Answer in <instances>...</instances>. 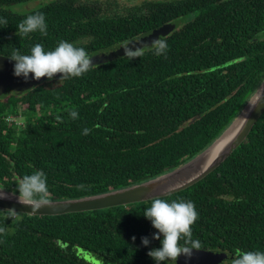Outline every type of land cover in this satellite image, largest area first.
<instances>
[{
    "label": "trees",
    "instance_id": "1",
    "mask_svg": "<svg viewBox=\"0 0 264 264\" xmlns=\"http://www.w3.org/2000/svg\"><path fill=\"white\" fill-rule=\"evenodd\" d=\"M107 1L0 0V55L6 57L13 49L27 54L35 43L52 49L61 39L79 42L95 56L186 19L159 39L166 45L159 55L153 45L94 65L80 77L46 80L0 98L1 188L18 194L19 178L41 169L48 200H61L167 173L208 147L263 81L264 0H172L141 7ZM15 5L24 7L14 11ZM35 12L45 14L47 35L18 33L21 20ZM11 117L21 125L9 124ZM164 198L194 202L198 218L191 239L201 248L192 252L264 251V112L220 167ZM149 204L59 216L0 210V264H154L148 251L160 246L151 238L157 230L142 216ZM142 237L150 239L147 247Z\"/></svg>",
    "mask_w": 264,
    "mask_h": 264
},
{
    "label": "clouds",
    "instance_id": "2",
    "mask_svg": "<svg viewBox=\"0 0 264 264\" xmlns=\"http://www.w3.org/2000/svg\"><path fill=\"white\" fill-rule=\"evenodd\" d=\"M185 21V16L172 20L173 23L179 24V26L175 24L174 30H179ZM47 27L45 14L35 12L21 20L17 25V32L25 36L39 32L44 36L47 35ZM159 39L154 41V45H156L155 54L157 55L161 54L166 46L164 41ZM124 50L126 56H134L137 52V49L124 48ZM92 57L79 42L63 39L52 49H45L42 43H35L27 54L20 52L19 49H13L9 56L12 61H15L13 65L14 76L23 77L27 80L31 73V78L34 80H39L42 77L53 80V77L60 73L59 81L70 77H80L87 73L94 66ZM70 116L76 118L77 112L71 111ZM13 122L15 121H10L9 124ZM89 131L90 129L84 128L82 134L87 135ZM15 191L18 193L19 201L31 206L32 211L39 210L50 203L47 175L41 169L22 175L16 184ZM142 216L148 219L152 227L157 230L152 233L151 238L158 240L160 246L153 247L148 251V256L153 259L154 264H169V262L176 264L177 260L184 257L191 258L193 249L199 250L201 248V242L198 239H191V226L198 218V212L193 201L186 199L168 200L156 196L151 198L150 204L144 209ZM141 243L147 247L150 244V239L142 237ZM232 257L230 264H264V251L260 250H238Z\"/></svg>",
    "mask_w": 264,
    "mask_h": 264
},
{
    "label": "water",
    "instance_id": "3",
    "mask_svg": "<svg viewBox=\"0 0 264 264\" xmlns=\"http://www.w3.org/2000/svg\"><path fill=\"white\" fill-rule=\"evenodd\" d=\"M175 24H166L142 33L139 36L128 39L122 43L113 45L104 52L92 57L93 65H99L115 61L125 56L124 48L137 49L147 48L144 37L151 33L147 39H152L151 44L160 37L167 36L175 29ZM149 48V47H148ZM9 57L0 55V98H5L9 91L23 94L33 87L49 80L42 77L39 80L13 75V65ZM57 73L53 79L60 77ZM52 80V79H51ZM264 112V79L259 88L250 96L235 119L222 131V133L202 152L180 165L179 167L151 178L139 184L116 189L100 194L61 200H49L47 206L39 210L31 209V206L23 204L18 199V194L7 191L0 187V210L9 211L13 214H26L29 216H59L71 213H82L88 211L101 210L116 206H126L133 203L148 202L156 196L166 197L181 192L195 183L203 180L218 167H220L231 154L248 138L258 119ZM200 116L191 120L193 123ZM230 129H235L224 149L206 166L203 167L211 149L215 144L224 138ZM232 256L226 253H214L209 251H199L194 254V258H182L176 264H192L196 260L198 264H229Z\"/></svg>",
    "mask_w": 264,
    "mask_h": 264
},
{
    "label": "rangeland",
    "instance_id": "4",
    "mask_svg": "<svg viewBox=\"0 0 264 264\" xmlns=\"http://www.w3.org/2000/svg\"><path fill=\"white\" fill-rule=\"evenodd\" d=\"M45 2H48V1H50V0H44ZM94 1H98L99 3H103L105 0H94ZM122 7L123 6H130V5H134V6H136V7H141V6H143L144 4L146 5V6H149L150 4H153L154 2H156V1H160V0H116ZM167 1H171V0H167ZM110 1L108 0L107 1V5H110L111 3H109ZM106 4V3H105ZM21 7H24V6H21V5H15V6H12V9L14 10V11H20V9H21ZM101 10H103L102 8H101ZM21 11H23V9L21 10ZM179 23V22H178ZM151 36V33H147L146 35H145V37H144V40L146 41V46L147 47H151V46H153L154 45V43L153 44H151V42L153 41L152 39H147V37L148 36ZM156 41H157V39H155ZM9 96H7L6 98H4L3 99V101H6L7 100V98H8ZM23 108L25 107V106H22ZM10 121H17V124L18 125H21V120L19 119V118H17L16 120H15V118H11L10 120H9V122L8 123H10ZM14 123V122H13ZM194 252L192 253V258H194ZM188 258H186V260H187ZM192 264H198L197 263V261L196 260H193V262H192Z\"/></svg>",
    "mask_w": 264,
    "mask_h": 264
},
{
    "label": "bare ground",
    "instance_id": "5",
    "mask_svg": "<svg viewBox=\"0 0 264 264\" xmlns=\"http://www.w3.org/2000/svg\"><path fill=\"white\" fill-rule=\"evenodd\" d=\"M234 131L235 129H230L229 133L215 144V146L211 149L207 159L205 160L203 167H206L224 149Z\"/></svg>",
    "mask_w": 264,
    "mask_h": 264
},
{
    "label": "flooded vegetation",
    "instance_id": "6",
    "mask_svg": "<svg viewBox=\"0 0 264 264\" xmlns=\"http://www.w3.org/2000/svg\"><path fill=\"white\" fill-rule=\"evenodd\" d=\"M82 1H85V0H82ZM161 1V0H160ZM162 1H167V0H162ZM102 11V10H101ZM167 24H176V26H178V24L177 23H173V22H169V23H167ZM137 36H139V35H137ZM148 48V47H147ZM143 49H145V47H143L141 50H143ZM140 50V51H141Z\"/></svg>",
    "mask_w": 264,
    "mask_h": 264
}]
</instances>
